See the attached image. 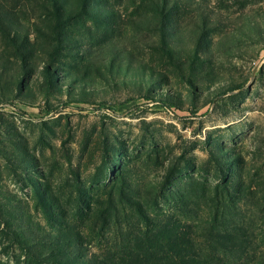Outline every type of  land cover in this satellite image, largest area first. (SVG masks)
<instances>
[{
    "label": "rangeland",
    "instance_id": "374dc122",
    "mask_svg": "<svg viewBox=\"0 0 264 264\" xmlns=\"http://www.w3.org/2000/svg\"><path fill=\"white\" fill-rule=\"evenodd\" d=\"M0 264H264V0H0Z\"/></svg>",
    "mask_w": 264,
    "mask_h": 264
}]
</instances>
